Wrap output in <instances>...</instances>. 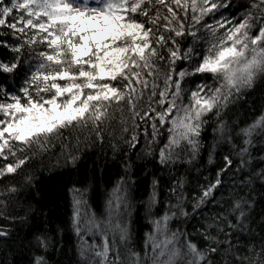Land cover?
Masks as SVG:
<instances>
[{"label":"trees","instance_id":"obj_1","mask_svg":"<svg viewBox=\"0 0 264 264\" xmlns=\"http://www.w3.org/2000/svg\"><path fill=\"white\" fill-rule=\"evenodd\" d=\"M136 2L128 13L144 26L150 48L141 74L156 89L133 90L126 69L113 80L120 96L106 99L99 117L90 113L91 120L12 141L0 152V169H7L0 173V264H91L73 223L76 190L99 214L121 204V223L104 230L121 264L144 255L162 215L212 264H264V67L230 89L218 74L199 69L220 31L214 21L226 14L259 26V8L255 0H215L213 9L194 13L185 0ZM16 12L11 8L0 27V87L12 93L20 92L36 54L51 46L38 36L21 41ZM57 56L53 67L80 74L70 50ZM170 80L186 100L202 86L224 90L196 117L192 139L163 160L170 118L162 116L158 97Z\"/></svg>","mask_w":264,"mask_h":264},{"label":"rangeland","instance_id":"obj_2","mask_svg":"<svg viewBox=\"0 0 264 264\" xmlns=\"http://www.w3.org/2000/svg\"><path fill=\"white\" fill-rule=\"evenodd\" d=\"M185 1L194 13L215 7V0ZM255 3L259 26L250 18L236 22L235 17L225 14L214 21L215 28H220L215 42L204 48L199 69L221 76L225 89L250 80L264 67V0ZM132 7L136 9V0H0V27L6 23L11 8H16L13 24L17 37L33 42L38 36L51 44L48 53L36 54L28 77L31 80L23 82L19 93L0 87V152L12 141L26 140L82 118L91 120L90 113L99 117L105 100L120 96V88L113 80L126 69L134 79L133 90L156 89L141 74L140 60L146 63L145 54L150 53V48L144 26L128 13ZM62 36L66 38L61 52L57 44L62 42ZM69 50L81 65L80 74L51 65L57 54ZM176 57L183 59L179 53ZM170 82L161 86L158 97L162 116L170 118L168 136L160 146L163 160L173 157L183 141L192 139L196 117L219 100L224 90L222 86H202L186 100L180 86ZM6 170L0 169V173ZM212 189L204 193L203 203L212 197ZM73 202L75 230L91 264H121L123 259L113 254L110 234L104 232L112 231L108 227L111 223H121V204L106 205L99 214L89 205L86 195L77 190ZM172 219L162 215L154 221L144 255L130 264H212L205 249L186 237V232L178 231Z\"/></svg>","mask_w":264,"mask_h":264},{"label":"bare ground","instance_id":"obj_3","mask_svg":"<svg viewBox=\"0 0 264 264\" xmlns=\"http://www.w3.org/2000/svg\"><path fill=\"white\" fill-rule=\"evenodd\" d=\"M30 74H31V70H30V72H29V74H28V77L30 76ZM28 77H27L23 82H25V81H30L31 79H28ZM23 82H22L21 87L23 86Z\"/></svg>","mask_w":264,"mask_h":264}]
</instances>
